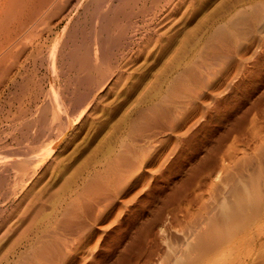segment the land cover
<instances>
[{"label": "bare ground", "instance_id": "bare-ground-1", "mask_svg": "<svg viewBox=\"0 0 264 264\" xmlns=\"http://www.w3.org/2000/svg\"><path fill=\"white\" fill-rule=\"evenodd\" d=\"M139 2L144 1L0 0V92L16 94L29 82L36 84L29 81L33 69L27 61L45 62L49 77L56 75L57 62L75 71L63 89L60 82L57 87L51 82L44 90L40 86L43 99L34 111L21 112L25 109L18 107L20 119L14 124L24 139L17 135L10 142L0 141V264H264V245L256 243L264 238V227L256 222L264 206L263 171L249 179H233L229 191L200 212L193 210L189 194H180L178 187L152 190L158 186L155 174L174 150L162 151L163 140L157 135L185 128L183 135L195 125L214 97L207 100L206 94L225 87L221 72L231 62L225 44L242 48V38L251 30L262 2L210 25L189 49H179L170 61V75L142 87L116 134L110 137L109 132L105 138H110L54 189H49L51 183L44 184L47 178L43 182L47 169L59 163L56 151L76 121L102 99L100 93L112 78L106 77L110 48L130 38L124 25L143 17L134 10ZM69 9L76 10L75 17L67 16L61 31H53L55 23L49 26L50 20ZM143 15L144 25L159 17L155 12ZM43 30L50 32L43 36ZM144 187L150 188L148 200L139 203L137 194ZM192 212L191 224L178 229L182 217Z\"/></svg>", "mask_w": 264, "mask_h": 264}, {"label": "rangeland", "instance_id": "rangeland-1", "mask_svg": "<svg viewBox=\"0 0 264 264\" xmlns=\"http://www.w3.org/2000/svg\"><path fill=\"white\" fill-rule=\"evenodd\" d=\"M142 1L144 2L136 4L137 8H134V10L137 9V11L135 12L143 17L145 16L143 13L155 12L159 17H155L154 23H150V25L143 24V17H139L140 21L131 19L124 25L127 37L130 36V38L122 39L120 41L121 45L120 43L117 44L119 47L112 46L110 48H113V52H109V55L112 56L106 64V67H108L106 77L111 76L112 78L109 80L108 87L100 93L102 99L98 98L96 102L98 105L95 104L97 108L93 105V108L82 114L79 117L80 120L76 121L75 128L73 127L72 132L56 151L58 155L56 160H59V157L61 158L59 163L56 164L55 162V165L53 162L52 165H55V167L50 166L47 169L43 182L47 178L44 184L49 185L51 183L49 189H54L56 184L62 181L74 166L76 167L79 163L82 164V161H86L85 159H89L93 153L92 150L95 151L98 144L105 143L111 137L110 134H116L120 130L119 123L122 121L123 125V119L127 115L124 113H130L140 98L141 94L139 92L142 93L147 85L150 86L154 78L170 75V61L179 49L182 47L189 49L196 37L204 33L203 31L208 29L210 25L230 17L237 10H250L255 2H262L261 11L254 19L251 30H248L242 38V48L238 49L235 44L230 42L225 44L231 55V62L221 72L222 80L226 82L225 87L215 94H206L207 100H210L213 95L214 97L206 106L202 115L199 116L195 125H191L192 127H189L190 129L185 134H180L185 130L183 128L181 131L177 130L172 133L166 130V132L157 135L163 140V144L159 146L162 151L168 153L170 149L174 150L171 155L169 154L170 157L162 167V171L155 174V183L159 187L155 186L152 190L155 192L162 189L169 191L178 187L176 190L181 191L180 194H189L192 199L193 210L200 212L205 207H213L216 200L221 198L223 193L229 191L235 183L233 179H238L240 176L247 179L249 175L256 173L258 170L263 171L264 174V0H168L169 2L172 1L170 3L167 0ZM142 9L148 12H144ZM162 12L163 14H161ZM76 13L75 9L66 10L65 15L62 14L64 18L62 15L54 17L55 19L52 18L49 26L55 23V27L51 26L52 30L61 31L62 26L66 23L67 16L75 17ZM158 24L164 25L159 27ZM78 27L82 28L83 24L82 26L78 25ZM49 32L44 31L43 36H46ZM136 32H138L136 37H131L132 33ZM124 43L128 44V48L123 47ZM114 54L116 58L113 57ZM42 63L40 60L36 64H32L31 61L25 63L29 65L31 70L33 69V72H30L28 76L30 77L29 81H34L36 84L29 82V87L17 90L16 94L7 90L5 93L0 92V141L5 139L10 142L11 137L17 135V137L24 139L22 132L20 133L18 129V124L15 125L20 116L18 109L21 107L25 109L21 112L34 111L42 102V91L51 82L56 87L60 82L58 87L60 89L61 85V89H63V86L67 84L66 80L75 75V71H71L67 64L57 62L56 75L49 77L48 70L45 69L47 64ZM60 67H63L66 71L62 72L64 70ZM66 67L70 69H68L70 73ZM215 67V69H219L220 65ZM93 75L96 76L95 71H93ZM117 76H119L118 79ZM58 77L60 78L58 79ZM150 79L151 81H149ZM113 82H117V84L114 85ZM64 83L66 84L64 85ZM109 85L113 86L112 90ZM40 86L43 87V90ZM142 87L144 88L142 89ZM25 89V92H28L27 94L24 92ZM20 91L21 93H18ZM34 92H37L36 95L38 96L35 97ZM11 95H13L12 98ZM10 98L13 100L12 104H10ZM8 99H10V102ZM30 99L32 105L29 102ZM18 102L23 106H17L19 105ZM133 104L134 106L131 108L130 105ZM128 107L131 109L129 110ZM26 108L28 109L26 110ZM9 109L11 110L9 111ZM92 110H95V112ZM128 110L129 112H125ZM4 111L6 112L4 113ZM10 117L12 118L9 119ZM108 133L110 137L105 138V136H109ZM21 134L22 136H20ZM174 146L175 148H173ZM100 147L101 145H98L97 149ZM257 157L261 160L262 165L259 164ZM222 166L223 169H221ZM44 169H41L40 173ZM51 173L52 177H50ZM53 176L56 178H53ZM260 188L264 191V178ZM149 190L150 188L147 187L142 188L137 194V202L147 201ZM193 219V212L183 216L177 228L182 229V227L190 225ZM256 219L257 225L264 227V206ZM177 234H180V232ZM256 243L259 244L258 247L263 246L264 238L260 243L258 241ZM160 244H162V241H160ZM261 251L262 249L259 250L257 255L260 259L263 255V251ZM163 252V248L160 249V254H163Z\"/></svg>", "mask_w": 264, "mask_h": 264}]
</instances>
